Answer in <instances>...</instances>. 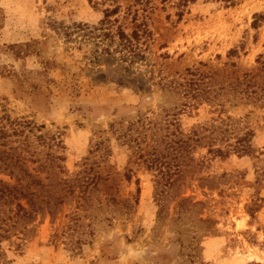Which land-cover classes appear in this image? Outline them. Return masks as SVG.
Returning a JSON list of instances; mask_svg holds the SVG:
<instances>
[{
	"label": "rangeland",
	"instance_id": "rangeland-1",
	"mask_svg": "<svg viewBox=\"0 0 264 264\" xmlns=\"http://www.w3.org/2000/svg\"><path fill=\"white\" fill-rule=\"evenodd\" d=\"M176 1L0 0V102L60 158L36 174L64 201L0 264H264V0H193L180 20ZM116 7L149 32L133 67L91 32ZM171 120L215 129L189 167L165 151ZM242 138L247 155L207 153Z\"/></svg>",
	"mask_w": 264,
	"mask_h": 264
},
{
	"label": "trees",
	"instance_id": "trees-1",
	"mask_svg": "<svg viewBox=\"0 0 264 264\" xmlns=\"http://www.w3.org/2000/svg\"><path fill=\"white\" fill-rule=\"evenodd\" d=\"M216 1H220L226 6H235L238 2V0ZM161 2L167 3L170 0H161ZM190 2L193 0L176 1L174 8L177 10L178 20L182 18L184 8ZM118 10V7L106 10L99 26L92 27L91 32L93 34L98 30L102 32L100 38L104 40L107 48L101 46L100 55L103 52L108 56H113L109 50V45H115L113 54H118L119 62L127 64L128 67H133L137 63L136 61L144 59L141 49L143 43L140 44V41L148 36L149 32L143 25V31L140 34L137 31L127 34L121 26L116 25L117 19L110 20L112 16L118 13ZM73 29L81 31L87 29V26L78 24ZM62 31L67 42L73 40L74 35L81 40H85L86 37L76 32L74 34L68 28H64ZM166 87L170 88L169 85ZM173 123L174 120L165 123L166 135L163 140L167 147L165 151L167 155L171 156L179 154L185 162V167H189L193 161L195 149L201 146L206 133L208 132L210 135L215 129L213 127H198L184 131ZM39 129L32 122L11 118L0 102V175L8 178L7 182L0 179V244L4 241H10L12 238L18 239L19 236H26L32 229L30 227L36 219V213L43 214L46 212L53 216L55 211L64 203L59 196H55L49 189L54 178L51 176V171L45 170L47 173L43 178L36 174L42 172L46 165H48V169L52 168V164L60 160L49 152L51 151L50 146H48V153H44L43 148L42 151L39 150L40 146L44 147L45 144L44 136L37 135ZM229 147L238 156L247 155L250 152V146L244 138L237 139L231 145L225 143L224 146L220 145L216 148L213 142L206 144L207 153L216 157L229 154ZM29 164L36 166L30 169ZM172 177L167 175L168 180ZM45 180H48L47 185L43 183ZM23 200H26V205L22 204L21 201ZM0 256H4L1 245Z\"/></svg>",
	"mask_w": 264,
	"mask_h": 264
}]
</instances>
